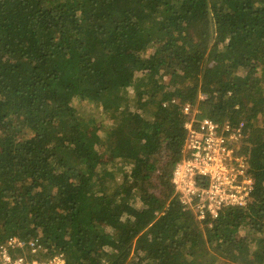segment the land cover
<instances>
[{
    "label": "trees",
    "instance_id": "16d2710c",
    "mask_svg": "<svg viewBox=\"0 0 264 264\" xmlns=\"http://www.w3.org/2000/svg\"><path fill=\"white\" fill-rule=\"evenodd\" d=\"M186 105L244 124L246 206L183 210ZM14 237L40 240L13 254L30 261L264 264V0H0V243Z\"/></svg>",
    "mask_w": 264,
    "mask_h": 264
},
{
    "label": "built area",
    "instance_id": "2783aa9c",
    "mask_svg": "<svg viewBox=\"0 0 264 264\" xmlns=\"http://www.w3.org/2000/svg\"><path fill=\"white\" fill-rule=\"evenodd\" d=\"M188 116L184 157L175 166L172 185L184 211H192L199 221L217 217L220 210L244 207L254 190V180L248 175V160L239 154L244 124L220 126L211 119H196L190 105L184 106ZM35 255L42 249L40 240L11 238L0 243V264H65L62 256L48 261H30L25 254Z\"/></svg>",
    "mask_w": 264,
    "mask_h": 264
},
{
    "label": "rangeland",
    "instance_id": "374dc122",
    "mask_svg": "<svg viewBox=\"0 0 264 264\" xmlns=\"http://www.w3.org/2000/svg\"><path fill=\"white\" fill-rule=\"evenodd\" d=\"M205 98V96L203 95L202 96V98ZM72 103V105H73V107H75V108H77V109H80L82 112H85V111H92L93 110V108H94V106L92 105V104H89V103H87V102H85V101H82V100H80L79 98H75V99H73V101L71 102ZM243 236V235H242ZM30 252H28L27 254H29ZM39 253H37V254H35V255H32V256H34V258L36 257V258H38L39 257V255H38Z\"/></svg>",
    "mask_w": 264,
    "mask_h": 264
}]
</instances>
